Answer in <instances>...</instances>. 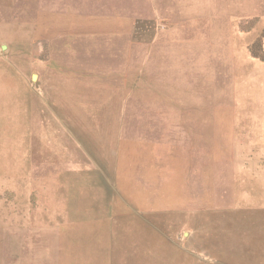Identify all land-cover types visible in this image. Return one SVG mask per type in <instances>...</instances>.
Wrapping results in <instances>:
<instances>
[{"label":"rangeland","instance_id":"1","mask_svg":"<svg viewBox=\"0 0 264 264\" xmlns=\"http://www.w3.org/2000/svg\"><path fill=\"white\" fill-rule=\"evenodd\" d=\"M83 4L0 29V264H264V0Z\"/></svg>","mask_w":264,"mask_h":264},{"label":"crops","instance_id":"2","mask_svg":"<svg viewBox=\"0 0 264 264\" xmlns=\"http://www.w3.org/2000/svg\"><path fill=\"white\" fill-rule=\"evenodd\" d=\"M57 1L58 0H0V29L6 26L14 27L17 34H23L24 31L22 28L27 27L29 28V31H27V33L30 34V40L32 41V39H34L39 35V31H40V24L37 21L32 20L33 14L34 16L39 17L41 13H44L47 10H48L47 12H49V10H54L55 7L54 3ZM62 1L63 2L74 1L79 3L82 2L84 3L82 7L84 8V10L87 9L86 3L88 2L108 4L109 7L114 10V2H119L120 0H62ZM123 1H127V0H123ZM100 4L99 6H101ZM18 16L25 17L26 21L22 20L21 23H19L17 22V20H14V18ZM20 27L21 29H18ZM47 27L53 28L50 26ZM41 31L43 30L41 29ZM44 34L47 35L46 39H48V36L50 34H53V29L49 30L47 33ZM35 43L37 44L38 40H35ZM19 45L22 48L23 43L20 42ZM15 80H21V77L18 76L15 78Z\"/></svg>","mask_w":264,"mask_h":264}]
</instances>
